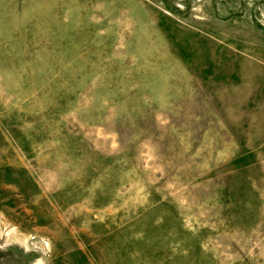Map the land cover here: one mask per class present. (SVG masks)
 <instances>
[{
  "label": "rangeland",
  "instance_id": "obj_1",
  "mask_svg": "<svg viewBox=\"0 0 264 264\" xmlns=\"http://www.w3.org/2000/svg\"><path fill=\"white\" fill-rule=\"evenodd\" d=\"M0 264H264V0H0Z\"/></svg>",
  "mask_w": 264,
  "mask_h": 264
}]
</instances>
